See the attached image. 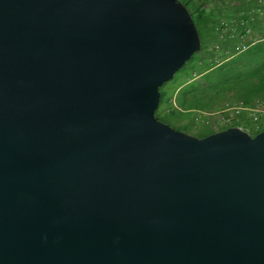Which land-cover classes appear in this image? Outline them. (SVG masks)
<instances>
[{"label": "water", "instance_id": "water-1", "mask_svg": "<svg viewBox=\"0 0 264 264\" xmlns=\"http://www.w3.org/2000/svg\"><path fill=\"white\" fill-rule=\"evenodd\" d=\"M200 49L179 0H0V264H264V131L155 117Z\"/></svg>", "mask_w": 264, "mask_h": 264}, {"label": "trees", "instance_id": "trees-1", "mask_svg": "<svg viewBox=\"0 0 264 264\" xmlns=\"http://www.w3.org/2000/svg\"><path fill=\"white\" fill-rule=\"evenodd\" d=\"M179 1L190 11L201 38L199 57L194 54L188 61L192 65L189 67L186 79L190 80L196 77L195 86L191 89L185 88L183 90L185 92L181 94L186 98L188 106L193 109L215 110L220 109L224 103L229 101L240 102L247 107H251L256 100L264 101V39L230 60L216 65L211 60L208 48L210 42L214 40L213 33L216 22L220 18V8L219 10L207 11L201 6L195 5L194 0ZM252 4V1L241 3L236 7L235 11L247 9ZM252 28L264 38L263 23H254ZM204 35L209 38L204 40ZM231 44L232 42L228 40L222 43V46L225 47ZM162 86L159 88L161 95L155 111V117L159 121L162 111L157 113V110L161 104L167 102L165 101L164 93L161 91ZM171 110L174 112L178 111L173 108ZM261 131H264V127L259 128V131L254 133V135ZM212 133L216 132H211L207 135Z\"/></svg>", "mask_w": 264, "mask_h": 264}, {"label": "built area", "instance_id": "built-area-1", "mask_svg": "<svg viewBox=\"0 0 264 264\" xmlns=\"http://www.w3.org/2000/svg\"><path fill=\"white\" fill-rule=\"evenodd\" d=\"M252 1V6L247 9L235 11L241 3ZM198 3L196 2L195 5ZM201 7L207 11L219 10L220 18L214 28V40L210 42L208 51L211 60L220 65L236 55L246 51L252 45L264 38L252 28L254 23L264 24V0H202ZM192 9H194L192 7ZM230 40L231 45L222 46V43ZM241 112H247L252 123L259 131V124L264 119V101L256 102L252 107L238 104H226L224 109L218 112H195V122L209 125L211 119H218L221 126L231 125ZM228 113V116H224ZM248 132V130L239 127Z\"/></svg>", "mask_w": 264, "mask_h": 264}, {"label": "rangeland", "instance_id": "rangeland-1", "mask_svg": "<svg viewBox=\"0 0 264 264\" xmlns=\"http://www.w3.org/2000/svg\"><path fill=\"white\" fill-rule=\"evenodd\" d=\"M196 2L198 3L197 4L198 7L201 6L202 0H194V3ZM203 38L204 40H207L209 37L204 35ZM199 52L196 53L198 57L200 55ZM191 65L192 63L190 62L185 64L181 70L175 73L174 77L171 80H169L162 86L161 91L164 93L165 101H167V99L169 98L175 97V92L177 91L178 87L183 86L186 83H188V86L186 87H188L189 89L195 86V78H192L190 80L186 79L188 75L189 67ZM186 87H184L183 89H185ZM160 111H162L161 113L162 116L160 117V121L169 125L175 130L184 132L196 138H203L204 135L211 132L210 128H205L199 126L198 124H192L190 113L174 112L171 110L170 107L166 105V103L161 104L160 108L157 110V113H159ZM229 126L244 127L245 123H243L242 121L239 122L236 119ZM249 126L252 127L249 129V134L251 136H254V132H253L254 125L250 123ZM224 128H225L224 126H220L218 129L222 131Z\"/></svg>", "mask_w": 264, "mask_h": 264}, {"label": "crops", "instance_id": "crops-1", "mask_svg": "<svg viewBox=\"0 0 264 264\" xmlns=\"http://www.w3.org/2000/svg\"><path fill=\"white\" fill-rule=\"evenodd\" d=\"M186 86H188V83L184 84L183 86L178 87L177 91L175 92V97H172V98L167 99L166 105L168 107H170L171 109L172 108L173 109H177L178 110L177 112H180V113L181 112L182 113H190L191 114L190 117H191L192 124H198L199 126H202V127H205V128H210L211 132L221 131V130L218 129L221 126L219 124V120L218 119H211V123L209 125H206V124H204L202 122L201 123H196L195 120H194V118H195V112L196 111H199V110L200 111H203V112H206V113L218 112V111L223 110L224 109V106L226 104H229V103L230 104H238L240 102L229 101V102L224 103L223 104V107H221L220 109H215V110H201V109H197V108L193 109L190 106H188V104L186 102V98L181 95V94H183L185 92V91H183L184 90L183 88L186 87ZM186 88H188V87H186ZM256 102H258V101L256 100L254 102V104ZM223 115L224 116H228V113H224ZM237 120L239 122L242 121L243 123H245V126L242 127V128L248 130V133H249V129L252 128V127L249 126V124L252 123V121H251V119L249 117V114L247 112H241L240 115L237 117ZM258 126H259V128L264 127V119L261 120V122H260V124ZM224 127H225L224 129H226L228 127H236V126H224ZM211 132H209V133H211ZM253 132L254 133L257 132L255 125L253 127ZM206 135H204V136H206Z\"/></svg>", "mask_w": 264, "mask_h": 264}]
</instances>
